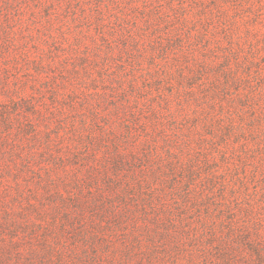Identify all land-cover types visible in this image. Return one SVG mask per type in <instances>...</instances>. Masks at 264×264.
Listing matches in <instances>:
<instances>
[{"label":"rangeland","instance_id":"obj_1","mask_svg":"<svg viewBox=\"0 0 264 264\" xmlns=\"http://www.w3.org/2000/svg\"><path fill=\"white\" fill-rule=\"evenodd\" d=\"M185 1L0 0V87L16 118L11 142L0 139V264H225L209 245L210 226L236 252L231 264H259L251 250H237L239 232L227 221L228 205L245 206L230 191L245 142L220 138L225 128L215 119L212 129L199 120L190 140L191 111L174 100L179 71L168 65L192 60L179 49L186 47L167 44V32L195 29L192 21L182 25ZM230 6L205 23L214 21V41L227 47L224 34L216 37L221 19H249L237 22L233 36L245 55L251 42L263 45L264 0ZM255 57L264 67V51ZM86 97L107 99L94 105L98 117L70 105ZM245 110L237 119L259 129L264 117L253 123L257 113ZM200 138L210 147L200 148ZM257 146L252 138L250 148ZM119 150L127 154L118 158ZM189 151L212 153V163L203 155L191 163ZM177 157L186 167L175 163L174 172L169 164Z\"/></svg>","mask_w":264,"mask_h":264},{"label":"trees","instance_id":"obj_2","mask_svg":"<svg viewBox=\"0 0 264 264\" xmlns=\"http://www.w3.org/2000/svg\"><path fill=\"white\" fill-rule=\"evenodd\" d=\"M245 2L246 0H186L183 6L185 16L183 17L182 25L187 21H192L194 25L190 28L194 27L195 29L189 30L188 33L182 31L178 32V29L177 31H168L167 44L169 43L170 47L175 48H179L177 46L186 47L185 50L179 49L183 52L186 51L184 57L191 58L192 63L190 62L191 64L189 63L188 66H185L180 62V59L175 58L168 67L171 69L173 68V70L175 66L178 67L180 89H178V94L174 97V100L177 101L179 110H182L186 115L187 113L189 114V110L191 111V127L188 128V134H186L190 140L197 139V133L195 132L197 131L196 127L199 120L204 121L207 124V128L212 129L213 119H215L221 122L222 128L219 130L225 128L220 134V138L226 141L230 139L232 135L235 138L241 136L242 142H245L243 144L246 150H243V152H246V157H239L242 164L233 167L234 170L240 171V173H237L238 176L234 182V186H230V191L234 192V199H236V201L242 199L243 203L241 204H245V206H238L235 208L232 205H228L231 210V216L227 221L233 233L237 234V232H239L237 238L239 239L238 242L242 245L240 248L238 247L237 250H251L258 256L259 264H264V237L262 233L264 220L261 219L264 216V164H262L264 163V123L261 124L259 129H252V124L250 125L251 128H247V123H242V121L237 119L239 116L245 114V109L247 107L257 113L253 119V123L264 117V111L262 110V107L264 108V67H261L257 63L255 57L256 54L264 51V42L262 46L259 44L261 40L251 42L248 53L244 55V47L240 46L236 48L233 39L236 31L240 29V26H237V22H240L237 19L239 15L221 19L223 27L221 31L218 29L216 32V37L219 32L224 34V39L228 41L227 47L221 39L214 41L215 31L213 27H211V25H214V21H207L205 23L204 19H210L212 15H217L215 14L217 12H219L220 15L228 14L231 8L230 5L237 4L240 7H244ZM195 6L199 8L196 14L200 18H196L191 12L192 8ZM240 18L243 24L250 23L249 19ZM197 23L202 24V27H199ZM231 25L237 27L232 29V27H230ZM192 30L196 32L194 34L190 33ZM249 30L248 28V31ZM237 37L239 40H243L240 34H238ZM246 44L247 42H245V45ZM199 45H201L200 50H203L202 57L196 53V51L199 50ZM173 64L175 65L174 67H172ZM170 78V80H175L173 75ZM199 88L202 89V96L197 94L196 89ZM3 89V86L0 87V139H2L5 144H9L12 140L11 129L16 124V118L13 116V112L6 107V104L8 102L11 103L12 100H6V96L3 95L7 94L5 92L6 89ZM83 93L88 96L89 88H87L86 91L84 90ZM101 94L103 93L97 92L95 96ZM104 95H106V93ZM92 96L94 95H91V97ZM162 96L166 100V107L160 106L162 108H167L171 100L164 93H162ZM105 100L107 99L104 97L95 98V100H89L86 97L80 102L73 100L70 105L88 107L89 110H91L90 112L98 117L99 113L97 110H94V105H101ZM14 101L15 103H19V100L14 99ZM34 108L35 106H31L30 110H34ZM16 109L18 110V108ZM155 110L156 113L162 114L161 109L155 108ZM170 113L174 115L173 111ZM173 122L176 123L175 120H173ZM215 133L216 132H214V135H217ZM252 138L254 140L257 138L258 146L255 149L253 147L250 148ZM200 139V148H204L205 146L210 147L209 143L203 144V138ZM252 149L255 150L253 156L248 154V151ZM0 152H2L1 149ZM189 153L191 155H196L191 160V163L200 161L201 155H203L201 153H198L199 155H197V153L192 154L191 151H189ZM115 154L116 157L122 158L127 152L119 150ZM209 154L212 155V153ZM211 155L209 157L206 155L203 156L205 160L210 158L209 160L211 162ZM175 159L177 160L176 162L171 161L169 164V167L174 172V168H176L174 165L175 163L183 168L186 167V163L182 162V158L177 157ZM154 161L155 156L151 155L149 157V163ZM162 164L163 162H161V165ZM205 166L208 168V166H210L209 162H207ZM249 167H252V169L249 170ZM194 168H196V165L195 167H190L189 170L194 172ZM159 175V173H155L154 177L159 178ZM190 176L195 179L196 172L190 174ZM216 183L217 181L214 180L211 185ZM253 185L256 186L255 191L253 190ZM187 186H190V181L187 182ZM225 188H227V183H223L221 188L224 197L229 195ZM240 192H243L244 198L241 197ZM256 202L258 204H255ZM228 206L225 205L223 210H227L229 208ZM209 233L210 239L208 242L210 247H216L217 253L223 258L225 264H228L227 260H229V264L234 262L231 260V257L235 256L236 252L233 255L234 251L230 249L231 245L226 243L223 239H220L221 236H219L216 230L211 226L209 227Z\"/></svg>","mask_w":264,"mask_h":264}]
</instances>
